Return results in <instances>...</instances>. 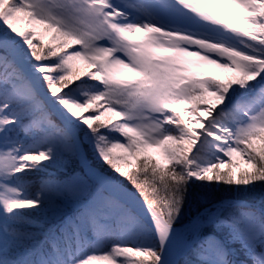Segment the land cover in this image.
Listing matches in <instances>:
<instances>
[{
    "label": "snow or ice",
    "instance_id": "1",
    "mask_svg": "<svg viewBox=\"0 0 264 264\" xmlns=\"http://www.w3.org/2000/svg\"><path fill=\"white\" fill-rule=\"evenodd\" d=\"M0 145V264H264V0H0Z\"/></svg>",
    "mask_w": 264,
    "mask_h": 264
},
{
    "label": "trees",
    "instance_id": "2",
    "mask_svg": "<svg viewBox=\"0 0 264 264\" xmlns=\"http://www.w3.org/2000/svg\"><path fill=\"white\" fill-rule=\"evenodd\" d=\"M17 26L20 27L21 29H23L20 25L17 24ZM49 41H50V38L46 37L45 42H49ZM76 64H77V62H76ZM77 70L87 72V71L93 70V69H89L88 66L84 62H82V63L77 64ZM228 77L229 76H224V77L216 76L217 79H221V80H226ZM54 119H55V117H54ZM148 154H150V153L148 152ZM90 158L92 160L91 155H90ZM62 174L63 173L61 172L60 169L49 168L44 172H31V173H29L26 176V180L30 184L38 186L40 182L48 180V179H57V178L61 177ZM222 188L224 189L226 194L232 193L233 195L232 196L220 195L219 192L218 193L216 192L215 195L214 194L210 195L208 197V199H213L215 202H220V201H224L225 203L233 202L232 204H230L228 207H226L224 209L223 214L225 216H227L229 214H239V213L246 210V209L238 206L237 205L238 203L247 204L251 207H254L257 210H259L261 207H264V193L262 195L259 194V195L249 196V195H242L244 193V191L238 192L235 190L234 186L231 190H228L227 186H223ZM200 189H203V188H199V190ZM256 189H259V190L261 189L263 191L264 185H259ZM197 191H198V189H197ZM247 194H249V193H247ZM205 203H206V199L202 200L199 197V204H193L191 207L185 209L186 215H194L198 208L200 210H202V206ZM25 211L31 212L30 219L33 222V226L31 227V230L34 231V228H35L36 232L41 234L39 237L40 240L43 241L46 236H50L53 232L56 231L57 225L55 222L52 221L51 217H50V219H47L43 216L42 212H39V211L28 210V209ZM25 227H27V225ZM242 258H243L242 255L236 257V259H238V260L242 259ZM182 264H183V262H182Z\"/></svg>",
    "mask_w": 264,
    "mask_h": 264
},
{
    "label": "rangeland",
    "instance_id": "3",
    "mask_svg": "<svg viewBox=\"0 0 264 264\" xmlns=\"http://www.w3.org/2000/svg\"><path fill=\"white\" fill-rule=\"evenodd\" d=\"M131 2H135V0H131ZM213 7H217V8H220L222 11H224V12H227V13H229V14H231V15H239V14H241L242 12H243V9L242 8H240V6L239 5H236V4H234V3H218V4H216V6H213ZM17 24L18 25H20L23 29H25V28H28V27H30L31 25H29L28 24V22H27V18H23V19H21L20 21H18L17 22ZM38 31H42V29H39L38 28ZM145 35V33H143V32H141V33H136V34H134V36H133V38L134 39H139L140 37H142V36H144ZM46 37H49L50 38V36L49 35H45V37H44V39H45V41H46ZM73 47H75V46H73ZM68 51H71V49H68ZM194 59V58H193ZM83 61H77V64H79V63H82ZM203 73H204V75H208V76H219V77H224V76H232V75H237L236 73H233V72H231V71H225V70H223V69H220V68H217L216 66H214V65H205L204 66V68H203ZM210 101L212 102V103H214V104H218L219 102L216 100V98L215 97H211L210 98ZM174 107H177V108H190V107H192L191 105H188V104H183V105H174ZM197 115H199V116H201V117H204V116H206L207 114L206 113H204L203 111H198V112H195V113H192L191 114V116L189 115V113H185V118L186 119H192V124L190 125L191 127H193L194 129H199L200 128V124L199 123H197V122H195V117L197 116ZM0 150H3V146L2 145H0ZM147 152H149L151 155H153V156H155V157H157V159H161V161H162V163H163V158H162V156L160 155V150L159 149H156V148H149L148 150H147ZM235 160H236V163L239 165V167L240 168H243V169H248V168H250V165H248V164H246V163H244V160L239 156V155H237L236 157H235ZM90 161H92L91 160V158H90ZM43 163H46V161L45 162H43ZM94 166H95V163H94ZM106 167V166H105ZM61 170V169H60ZM236 171H239V169H235ZM53 172V171H52ZM61 172L63 173V170H61ZM198 191L199 192H202V191H204V189H200L199 190V188H198ZM209 191V196L210 195H212V194H214L215 195V193L217 192H219L220 193V195H230V196H232L233 194L232 193H229V194H226L225 193V191H224V189L221 187V188H218V189H215V191H213V190H211V189H209L208 190ZM242 193V192H241ZM247 193H249V194H247ZM264 193V189H263V191L260 189H255V190H253V191H251V192H248V191H244V193L242 194V195H249V196H253V195H259V194H263ZM202 200L203 199H206L205 197H203V196H201L200 197ZM217 203H219V202H217ZM239 204H241V203H238L237 205H239ZM243 204V203H242ZM27 210V209H26ZM42 214H43V216L45 217V218H47V219H50V215H45L43 212H42ZM34 231H36V229L34 228ZM130 246V245H129ZM238 247V246H237ZM243 259V258H242ZM98 264H104V262H98Z\"/></svg>",
    "mask_w": 264,
    "mask_h": 264
},
{
    "label": "bare ground",
    "instance_id": "4",
    "mask_svg": "<svg viewBox=\"0 0 264 264\" xmlns=\"http://www.w3.org/2000/svg\"><path fill=\"white\" fill-rule=\"evenodd\" d=\"M216 4H218V3H213L212 6H216Z\"/></svg>",
    "mask_w": 264,
    "mask_h": 264
}]
</instances>
